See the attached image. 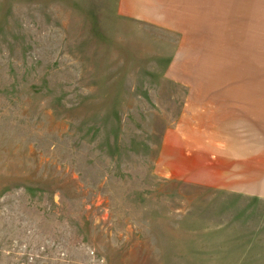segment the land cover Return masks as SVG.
I'll return each mask as SVG.
<instances>
[{"label": "rangeland", "instance_id": "rangeland-1", "mask_svg": "<svg viewBox=\"0 0 264 264\" xmlns=\"http://www.w3.org/2000/svg\"><path fill=\"white\" fill-rule=\"evenodd\" d=\"M171 1L0 0V264H264V22Z\"/></svg>", "mask_w": 264, "mask_h": 264}, {"label": "crops", "instance_id": "crops-1", "mask_svg": "<svg viewBox=\"0 0 264 264\" xmlns=\"http://www.w3.org/2000/svg\"><path fill=\"white\" fill-rule=\"evenodd\" d=\"M164 2V0H159V3ZM175 6L179 7V8H184L187 6H190V3L195 4V8L197 10L196 14L187 18L188 21L190 22H197V21H202L204 17H201L202 15H205L206 9H205V3H202L199 0H172L171 1ZM135 3L138 4V0H135ZM253 4L256 5L251 9V16H255V20L254 21H262L264 22V0H254ZM251 6H252V1H251ZM150 16L154 15V12H150ZM151 19V18H150ZM239 102H245V103H241V104H247L248 106H255L257 108V111L259 110H263L264 109V100L263 99H258V98H254L251 100H238ZM251 102V103H250ZM212 113V112H209ZM245 115V114H244ZM248 116V114H246ZM245 124L244 126V134L241 135L240 133V129H237L236 131L233 130H229V131H225V126L223 128H218V131L214 134H210V129L208 127H206L208 129L207 131H199V136H200V142L199 144L195 147L196 148H200L201 150H207V151H211L214 147L215 144H223L225 146L228 147V144L232 143V141L234 142V145L238 146V150L241 149V144L244 145V149H245V145L247 143V135H248V126L251 125V123L247 124V119H245ZM228 125V123H227ZM226 125V126H227ZM219 136V137H217ZM229 138H232V140L228 143H225L224 141L229 140ZM236 140V141H235ZM233 148H229L227 150H230L232 152ZM215 151V150H214ZM208 157H212L215 159H212L209 157L208 160L204 161L201 160V162L198 161V164L200 165V167H202L201 172L205 175H210V176H206V178L204 179V181L206 183L212 184L214 186L219 187L221 185L220 181H221V176H223L225 173L223 171V167L225 166L224 163H220L218 161L217 155H215L213 152L206 154ZM188 158H193L192 156H188ZM189 162L191 163V165H195L194 162H191L189 160ZM215 176V177H212ZM224 183L230 184L232 185L230 180H224Z\"/></svg>", "mask_w": 264, "mask_h": 264}]
</instances>
